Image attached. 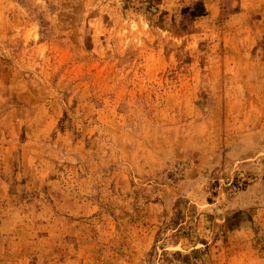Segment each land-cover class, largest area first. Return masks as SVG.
<instances>
[{"label":"rangeland","instance_id":"1","mask_svg":"<svg viewBox=\"0 0 264 264\" xmlns=\"http://www.w3.org/2000/svg\"><path fill=\"white\" fill-rule=\"evenodd\" d=\"M0 264H264V0H0Z\"/></svg>","mask_w":264,"mask_h":264}]
</instances>
